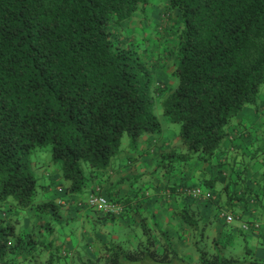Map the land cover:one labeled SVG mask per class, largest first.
I'll return each mask as SVG.
<instances>
[{"label": "trees", "instance_id": "16d2710c", "mask_svg": "<svg viewBox=\"0 0 264 264\" xmlns=\"http://www.w3.org/2000/svg\"><path fill=\"white\" fill-rule=\"evenodd\" d=\"M154 7L160 18L150 30L164 56H172L174 88L156 81L148 50L141 48L146 38L129 36L124 25L147 19ZM173 14V23L161 24ZM263 92L264 0H0V264H264L248 255L222 256L227 246L219 238L211 252L199 242L191 262L161 224L143 215L134 244L126 237L98 238L66 251L55 235L71 227L79 208L43 199L47 186L36 174L42 166L32 160L51 146L50 164L60 168L66 196H80L118 157L125 134L137 149L142 137L161 133L155 112L161 104L169 121L181 124V147L164 154L157 169L173 173V163L185 168L195 160L212 167L227 152L232 121L252 104L263 132L244 160L264 168V102L256 104ZM221 178L225 184L227 176ZM230 187H224L226 200L247 205L250 189ZM109 199L122 205L121 215L88 207L102 224L134 210L133 198ZM175 216L203 237L187 209ZM230 241L236 250L237 241Z\"/></svg>", "mask_w": 264, "mask_h": 264}, {"label": "crops", "instance_id": "0c3cea01", "mask_svg": "<svg viewBox=\"0 0 264 264\" xmlns=\"http://www.w3.org/2000/svg\"><path fill=\"white\" fill-rule=\"evenodd\" d=\"M155 24L157 23H146L145 27L150 30V25L154 27ZM133 25L134 23H131V27ZM135 26L137 30L134 34L137 35L142 30V24L136 23ZM165 35L166 33H162V36ZM261 98L259 105L264 102V92ZM230 132L231 139L226 144L227 152L220 155L214 166L209 167L195 160L183 170H176L173 173L162 171L160 174H152L151 171L160 163L164 154L174 147H181L179 139L170 142L162 133L146 137L142 150L139 151V147L134 150V153L119 154V158L111 165L109 171L101 177L92 178L85 191L73 198H68L60 185V168H45L40 163L42 166L40 170L43 172V178L46 179V185H44L47 186L43 199L72 203L74 207L79 208V212L72 211V214L76 216L75 221L70 222L71 227H67V231L62 235H55V238L59 240L58 245L65 242L66 251L75 252L76 248L82 250L81 247L86 248L87 244L94 245L98 238L106 241L111 238L126 237L134 244L141 237L139 224L143 215L149 217L152 222L161 224L179 252L188 259L191 258V262L198 258L194 252L199 242L200 246L201 244L205 246L207 238H214L216 241L223 237L230 240L233 238L238 242H236L238 247L246 245L258 254V259L264 261V196L262 193L264 168L259 163H246L244 160L259 146L257 139L263 132V117L256 114L254 105H247L232 121ZM234 164L236 165L233 166ZM54 170H56L55 175L52 174ZM147 172H151V175L147 183L143 181V187H145L143 191L141 188L136 189L137 185L129 182L135 177H146ZM223 176H227L226 183H230L231 192L241 193L243 187L250 189L247 205L243 202L230 204L226 200L224 191L226 183L221 182ZM122 180L125 181L121 182ZM211 183L214 184L212 188L209 187ZM180 185L199 188L202 190V196L197 199H188L177 192ZM97 194L112 199L133 198L135 199L134 210L127 218L121 217L114 223L102 224L87 206L89 198ZM220 201L222 207L217 205ZM185 209L199 220L203 237H196L188 226L176 218L175 212ZM222 211L234 216L230 226L224 225V222L219 219ZM245 225L248 226V230L243 228ZM238 231H242L244 238L239 236ZM233 251L235 250L231 253ZM259 252L262 253L261 256Z\"/></svg>", "mask_w": 264, "mask_h": 264}, {"label": "rangeland", "instance_id": "374dc122", "mask_svg": "<svg viewBox=\"0 0 264 264\" xmlns=\"http://www.w3.org/2000/svg\"><path fill=\"white\" fill-rule=\"evenodd\" d=\"M166 4V2H160L159 6H164ZM160 8L155 7L152 9V11L150 13H148L147 15V19L143 18V17H137L135 19H131L128 20L124 23L125 27H126V32L129 36L132 35V33H134L135 28H136V23H155L156 20H158L160 17ZM177 18L176 14H173V16L171 18H166V17H162L161 20L163 19L162 23H173L172 20H175ZM131 23H134L133 27H131ZM150 31V32H149ZM148 32H146L145 30H140L136 36V38H138V41H140L141 37L146 38L145 42H144V46H142V50L147 49L148 50V57L147 60L151 63L153 62V71L155 73L156 76V81L158 83H160L161 85L164 86H170L172 88L177 87L178 85V78H174L172 76L173 74V64H172V56H170V58H166L164 56V52H162L163 48L160 47V45L158 44L159 39L158 36L155 35L153 30H149ZM152 31V32H151ZM164 43V42H163ZM152 46H150V45ZM167 45L169 46V48H172L173 46V41L171 40L169 43H167ZM162 48V49H161ZM144 60H146V57H144ZM173 81L175 83H173ZM166 90L164 92H162V95L164 97H166L168 95V89L165 88ZM262 101V98H259L256 102L257 105H259ZM155 112L157 114V117L159 119L160 125H161V133L164 136V138L170 142L175 141L179 138V133H180V129H181V124H177V123H171L168 119V117L164 114L162 105H156L155 108ZM146 135L144 137H142L140 139L139 145L137 148H139V151L142 150V146L144 143V139H146ZM52 147L48 146L42 150H37L33 156H32V160L34 163H41V165H44L45 168L49 167H55L54 165L50 164L51 161V157H52ZM134 148L131 147V141L130 138L127 134H125L121 140V144H120V154L125 155L129 152H133L134 153ZM119 158V155L117 158H115L112 163L110 164V166L107 168V171L110 170L111 165ZM173 165L175 166L176 170H183V167L181 168L178 165V162L173 163ZM157 165L156 167L151 171L152 174L157 173L160 174L162 171H166L165 169H157ZM157 169V170H156ZM51 170V169H50ZM56 170L53 171L52 174H56L55 172ZM84 171L86 174L89 173V168L87 166H84ZM151 172H147V176L146 177H135L133 179H131L129 182L130 183H134V185H137L136 189L141 188V190L143 191V181H147L149 180V177L151 175ZM36 174L38 175V177L40 179H42L43 184H46V179L43 178V172L40 169H36ZM48 180V179H47ZM118 189V188H117ZM30 219L28 218V220L24 221V225L27 226L29 224ZM207 241H205V243H207V246L204 244H201V247H205L206 249H208L211 252V245L214 242V238H207ZM222 242L223 244H226L227 246V250L223 251L222 256L230 258L231 256H235L236 257H243L244 255H248L251 256V259H255L257 258L258 254L255 253L254 250L253 254H245V246L246 245H241V247H237V249L235 251L232 252V242L230 241V239H227L226 237L222 238ZM245 244V243H244ZM242 248V249H241ZM259 255L261 256L262 253L259 252ZM263 257V256H262ZM245 264H250V263H245Z\"/></svg>", "mask_w": 264, "mask_h": 264}, {"label": "built area", "instance_id": "2783aa9c", "mask_svg": "<svg viewBox=\"0 0 264 264\" xmlns=\"http://www.w3.org/2000/svg\"><path fill=\"white\" fill-rule=\"evenodd\" d=\"M179 193L186 197H190L193 199H197L202 196V190L199 188H191V187H181L178 190ZM87 206L90 208L97 209L101 213L104 214H113L116 216L121 215L123 208L122 205L109 199L108 197L97 194L89 198L87 201ZM220 219L225 220L227 223L232 224L234 221V216L228 212L222 211L219 215ZM245 230H248V226L245 225L243 227Z\"/></svg>", "mask_w": 264, "mask_h": 264}]
</instances>
